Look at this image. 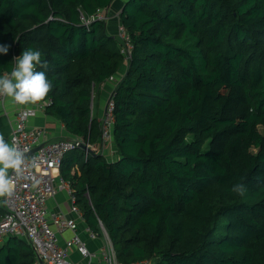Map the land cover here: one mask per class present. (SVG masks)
<instances>
[{
	"label": "trees",
	"instance_id": "16d2710c",
	"mask_svg": "<svg viewBox=\"0 0 264 264\" xmlns=\"http://www.w3.org/2000/svg\"><path fill=\"white\" fill-rule=\"evenodd\" d=\"M99 8L120 11L128 59L114 19L84 22ZM0 44V76L41 51L45 113L94 145L98 86L128 65L112 93L116 159L77 147L60 166L123 264H264V0H0ZM36 259L24 238L0 242V264Z\"/></svg>",
	"mask_w": 264,
	"mask_h": 264
},
{
	"label": "built area",
	"instance_id": "2783aa9c",
	"mask_svg": "<svg viewBox=\"0 0 264 264\" xmlns=\"http://www.w3.org/2000/svg\"><path fill=\"white\" fill-rule=\"evenodd\" d=\"M109 18V8H99L89 18L83 16L86 24L92 20ZM117 33L123 42L121 51L128 59L131 42L122 23L119 24ZM0 98L4 100L5 97ZM46 104L39 102L36 105L44 109ZM114 106L111 94L101 119L102 142L98 145L77 136L51 139L45 127L28 125L29 116L35 111L32 107L20 105L17 108L10 138L11 141L15 138L17 146L25 151V164L20 177L15 181L14 195L7 198L6 202L3 198L5 213L0 219V242L11 235L26 239L36 253V264H123L103 225L102 234L107 237L106 243L97 250H90L79 234L78 218L51 212L47 206L51 196L59 190H65L72 201L71 211L83 218L72 183L60 172L61 162L68 151L84 144L88 148L87 152H103L104 148L113 145ZM85 230L92 239L99 236V232L88 225ZM67 231H72L70 237H64ZM73 251L79 253L81 258L74 259Z\"/></svg>",
	"mask_w": 264,
	"mask_h": 264
},
{
	"label": "clouds",
	"instance_id": "9594fccd",
	"mask_svg": "<svg viewBox=\"0 0 264 264\" xmlns=\"http://www.w3.org/2000/svg\"><path fill=\"white\" fill-rule=\"evenodd\" d=\"M11 45L0 44V54L8 55ZM15 66L10 73L0 76V96L11 98L19 105L38 104L44 101L54 85L45 71L49 63L42 59L40 50L26 49L15 57ZM25 164V151L21 150L15 138L9 142L0 133V198L14 195L15 181L22 173ZM231 191L244 195L243 184H235Z\"/></svg>",
	"mask_w": 264,
	"mask_h": 264
},
{
	"label": "crops",
	"instance_id": "0c3cea01",
	"mask_svg": "<svg viewBox=\"0 0 264 264\" xmlns=\"http://www.w3.org/2000/svg\"><path fill=\"white\" fill-rule=\"evenodd\" d=\"M125 1V0H123ZM112 9V8H111ZM110 10V19L108 21H111L114 19V21L109 23L111 31L117 33V24L119 20H117V16L120 11L112 12ZM117 20V21H116ZM128 65H123L117 73H115L111 78H109L107 81L102 83L99 88L101 90V94L98 100H95V105L93 106V114L99 118V120L102 119L105 109H106V102L110 98L111 94L113 93L114 88L118 84V82L125 76L127 71ZM93 102V103H94ZM20 105L15 103L11 98L5 97L4 100L0 98V133H2L6 140L11 142V130L15 123V117H16V110ZM28 107H32L35 111L29 116L28 119V125L30 127H36L41 126L45 127L48 131V135L51 139H61V138H72L74 137L71 133L67 131L65 128V125L62 121L47 115L44 111V109L39 108L36 104H29ZM97 109V114L95 113V110ZM106 149V150H105ZM103 154H105L108 158L116 159L117 152L114 145L109 146L108 148H104L102 150ZM71 204L72 201L69 197V194L65 190H59L54 196H51L47 201V206L49 211L51 212H60L65 214L69 217H75L78 218L79 223V234L81 237L86 241L87 246L90 250H97L102 245H104L107 241V237L102 234L99 235L97 238L92 239L85 228L87 227V224L83 218H80L71 211ZM0 205L3 206V198H0ZM72 235V231H67L64 234V237H70ZM72 256L74 259H80L81 256L76 251L72 252Z\"/></svg>",
	"mask_w": 264,
	"mask_h": 264
},
{
	"label": "water",
	"instance_id": "95a60500",
	"mask_svg": "<svg viewBox=\"0 0 264 264\" xmlns=\"http://www.w3.org/2000/svg\"><path fill=\"white\" fill-rule=\"evenodd\" d=\"M82 148H84L85 150H88V148H87V146L84 144V145H82ZM36 149H34V151H35ZM90 150V149H89Z\"/></svg>",
	"mask_w": 264,
	"mask_h": 264
},
{
	"label": "rangeland",
	"instance_id": "374dc122",
	"mask_svg": "<svg viewBox=\"0 0 264 264\" xmlns=\"http://www.w3.org/2000/svg\"><path fill=\"white\" fill-rule=\"evenodd\" d=\"M99 87V86H98ZM95 113L97 114V109L95 110Z\"/></svg>",
	"mask_w": 264,
	"mask_h": 264
},
{
	"label": "bare ground",
	"instance_id": "6f19581e",
	"mask_svg": "<svg viewBox=\"0 0 264 264\" xmlns=\"http://www.w3.org/2000/svg\"><path fill=\"white\" fill-rule=\"evenodd\" d=\"M107 21V20H106ZM112 140H113V138H112ZM106 150V149H105Z\"/></svg>",
	"mask_w": 264,
	"mask_h": 264
}]
</instances>
